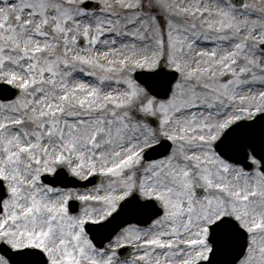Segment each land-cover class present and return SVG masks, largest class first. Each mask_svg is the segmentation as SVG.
Segmentation results:
<instances>
[{"label":"snow or ice","instance_id":"obj_1","mask_svg":"<svg viewBox=\"0 0 264 264\" xmlns=\"http://www.w3.org/2000/svg\"><path fill=\"white\" fill-rule=\"evenodd\" d=\"M0 264H264V0H0Z\"/></svg>","mask_w":264,"mask_h":264}]
</instances>
